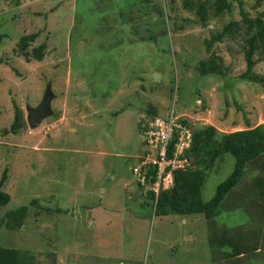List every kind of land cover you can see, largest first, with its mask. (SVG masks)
I'll use <instances>...</instances> for the list:
<instances>
[{"label": "rangeland", "instance_id": "rangeland-1", "mask_svg": "<svg viewBox=\"0 0 264 264\" xmlns=\"http://www.w3.org/2000/svg\"><path fill=\"white\" fill-rule=\"evenodd\" d=\"M186 1L190 7L185 0H0V179L8 168L3 189L11 195L0 212V246L28 250L36 264H264L259 192L244 198L256 199L261 211L245 201L231 207L255 170L229 193L215 223L201 214H159L137 192L133 166L144 149L138 121L149 104L158 117L174 110L225 132L264 123V86L241 77L240 29L213 47L228 74L196 67L209 56L206 40L241 19L240 0L220 16L208 8L205 25L196 12L201 0ZM241 1L252 16L264 12V0ZM34 33L22 47V37ZM42 43L39 61L30 54ZM255 59L254 72L264 74V61ZM48 82L57 116L30 128L26 104L37 105ZM15 103L26 124L6 131ZM224 158L204 183V200L233 170L234 157ZM23 205L24 224L10 227L5 213ZM238 233V242L258 251L231 260L222 251L233 246L219 239Z\"/></svg>", "mask_w": 264, "mask_h": 264}, {"label": "trees", "instance_id": "trees-1", "mask_svg": "<svg viewBox=\"0 0 264 264\" xmlns=\"http://www.w3.org/2000/svg\"><path fill=\"white\" fill-rule=\"evenodd\" d=\"M233 0H201L196 8V12L201 19L203 25L207 22L208 8H212L214 14L220 16L222 14L230 13L233 7ZM263 0H257V5H260ZM240 15L239 20H230L226 23L221 31L213 33L207 42V50L209 56L203 58L196 65L201 74H228L227 68L221 64L220 59L222 56L213 50L217 42L223 41L224 37L235 38L234 34L237 29L244 33L243 51L247 63V69L241 74V77L250 81L260 83L264 86V74L254 72V67L257 63L255 55H260L264 61V12L259 11L257 15L252 16L245 9L243 2L240 0ZM185 7H190V3L185 0ZM177 28H179L177 26ZM37 34H29L21 39V46L27 47L29 40L33 41ZM3 35L0 34V44ZM30 55L39 61L43 60L45 55V44L42 43L32 49ZM30 58V56H28ZM4 59L0 57V64ZM145 115L154 117L158 114L157 108L153 104L146 107ZM144 114V113H143ZM15 118L10 128L6 131L18 132L26 124L24 117V110L15 103ZM57 116V113L54 117ZM139 116L138 127L141 131V120ZM183 122L190 124L193 127V143L187 150V154L192 158L191 165L185 169H175L173 172V185L170 188L162 189L156 205V212L163 215L181 214L192 215L201 214L212 222H216V218L224 206V201L229 193L238 185L248 172L255 170L257 175L253 176L252 183L247 187L246 193H239L232 198L231 207L236 209L242 206L245 201V207L248 205H256L257 211H261L258 202L252 197L257 196L262 201L264 206V123L247 126L246 128L225 132L220 130L213 124L204 126H195L190 119L183 118ZM231 154L234 157V167L232 172L223 179L217 186L215 194L209 199H203V186L204 183L216 165L223 166L226 158L225 154ZM8 179V168H5L3 175L0 179V212L2 208L9 203L11 195L3 189ZM155 180V177L149 178ZM246 187L242 188L245 189ZM253 193V195H251ZM147 204L154 206V193L149 190L146 194ZM236 197V198H235ZM250 198V199H249ZM226 207V206H225ZM224 207V208H225ZM249 208V207H248ZM29 206L23 205L17 209L9 210L5 213L4 219H8L7 224L12 227H20L24 224L28 215ZM256 211V210H255ZM256 211V212H257ZM264 216V210H263ZM3 217L0 216V227L2 225ZM217 233V232H215ZM243 233H238V236L231 239L220 238L219 241L224 244L225 240L233 246L231 252H224L225 257L228 259H237L238 255L243 253L249 254L258 251V247L249 246L238 242ZM240 237V238H239ZM212 241H216L217 235L211 237ZM236 256V257H235ZM0 264H36L34 262V255L28 250L20 248L0 246Z\"/></svg>", "mask_w": 264, "mask_h": 264}, {"label": "built area", "instance_id": "built-area-1", "mask_svg": "<svg viewBox=\"0 0 264 264\" xmlns=\"http://www.w3.org/2000/svg\"><path fill=\"white\" fill-rule=\"evenodd\" d=\"M175 115L172 110L168 117L145 114L140 117L144 149L133 166V173L142 194L153 191L155 204L161 190L173 185L174 170L191 165L187 150L193 143V127ZM153 176L155 180H149Z\"/></svg>", "mask_w": 264, "mask_h": 264}, {"label": "water", "instance_id": "water-1", "mask_svg": "<svg viewBox=\"0 0 264 264\" xmlns=\"http://www.w3.org/2000/svg\"><path fill=\"white\" fill-rule=\"evenodd\" d=\"M158 75L159 74L155 75L156 81H160ZM55 97L56 94L53 91L52 82H48L40 102L35 106L26 104L25 107L27 110L26 120L30 128H37L44 121V119L53 116L55 114L52 105V102Z\"/></svg>", "mask_w": 264, "mask_h": 264}, {"label": "crops", "instance_id": "crops-1", "mask_svg": "<svg viewBox=\"0 0 264 264\" xmlns=\"http://www.w3.org/2000/svg\"><path fill=\"white\" fill-rule=\"evenodd\" d=\"M249 186V185H248ZM138 192V191H137ZM240 192H245V193H247V191H246V188L245 189H243L242 191H240ZM239 191L236 193L237 195L240 193ZM136 197V196H135ZM234 197V196H233ZM242 255H246L245 253H243V254H241V255H238L237 257H240V256H242Z\"/></svg>", "mask_w": 264, "mask_h": 264}, {"label": "clouds", "instance_id": "clouds-1", "mask_svg": "<svg viewBox=\"0 0 264 264\" xmlns=\"http://www.w3.org/2000/svg\"><path fill=\"white\" fill-rule=\"evenodd\" d=\"M192 123L195 124L194 122H192ZM142 150H143V149H142ZM142 150L140 151V153L142 152ZM140 153H139V155H140ZM139 155H138V156H139ZM137 160H138V157H137ZM191 162H192V158H191ZM137 189H138V194H139V195H143V194L140 192L138 185H137Z\"/></svg>", "mask_w": 264, "mask_h": 264}]
</instances>
